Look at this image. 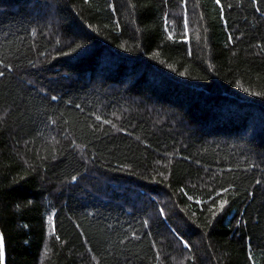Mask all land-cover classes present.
<instances>
[{
	"label": "trees",
	"instance_id": "obj_1",
	"mask_svg": "<svg viewBox=\"0 0 264 264\" xmlns=\"http://www.w3.org/2000/svg\"><path fill=\"white\" fill-rule=\"evenodd\" d=\"M0 72L7 264H264V0H0Z\"/></svg>",
	"mask_w": 264,
	"mask_h": 264
},
{
	"label": "snow or ice",
	"instance_id": "obj_2",
	"mask_svg": "<svg viewBox=\"0 0 264 264\" xmlns=\"http://www.w3.org/2000/svg\"><path fill=\"white\" fill-rule=\"evenodd\" d=\"M215 2L217 4H220V0H215ZM171 35V34H170ZM0 75H3L2 72H0ZM97 119H100V117H97ZM225 191H227V189H225ZM224 203H227V201H223L221 203V207L223 206ZM3 256H4V240H3V236L0 235V260L3 259Z\"/></svg>",
	"mask_w": 264,
	"mask_h": 264
},
{
	"label": "water",
	"instance_id": "obj_3",
	"mask_svg": "<svg viewBox=\"0 0 264 264\" xmlns=\"http://www.w3.org/2000/svg\"><path fill=\"white\" fill-rule=\"evenodd\" d=\"M0 235L3 236V234L0 233ZM3 240H4V236H3ZM1 264H7V255H6V247H5V240H4V256L2 259V263Z\"/></svg>",
	"mask_w": 264,
	"mask_h": 264
}]
</instances>
